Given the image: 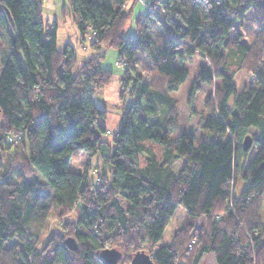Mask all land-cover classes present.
<instances>
[{
    "label": "trees",
    "instance_id": "trees-1",
    "mask_svg": "<svg viewBox=\"0 0 264 264\" xmlns=\"http://www.w3.org/2000/svg\"><path fill=\"white\" fill-rule=\"evenodd\" d=\"M128 1L68 0L65 7L81 36L92 34L94 49H117L124 65L129 92H121L125 106L111 143L95 98L113 75L102 55L74 72V46L58 48L44 0H0V136L6 155L16 157L0 168V264H103L105 248L119 249L121 264L139 250L155 264H199L210 252L216 264H264V0H152L133 36L124 34ZM248 11L252 43L237 28ZM195 53L208 61L198 77L215 89L205 100L203 133L175 139L179 109L171 93L189 74L178 62ZM234 67L255 85L238 90ZM199 87L189 91L191 111ZM248 135L257 147L252 158L243 147ZM15 142L22 158L11 151ZM82 151L99 153L109 170H96L95 181L88 167L72 170ZM53 209L78 212L64 231L76 250L60 237L38 249ZM127 235L134 236L132 256L115 244Z\"/></svg>",
    "mask_w": 264,
    "mask_h": 264
},
{
    "label": "rangeland",
    "instance_id": "rangeland-1",
    "mask_svg": "<svg viewBox=\"0 0 264 264\" xmlns=\"http://www.w3.org/2000/svg\"><path fill=\"white\" fill-rule=\"evenodd\" d=\"M152 0H129L127 4V9H130V16L124 27V34L127 36L135 35L136 27L135 20L139 14L147 13L148 9H154V6L150 4ZM68 0H44L43 6V16L45 21L52 25L53 23L57 24V46L58 48H63L65 43L70 42L76 51L77 61L75 63L74 72H77L81 65L88 59L93 57H99L101 63L104 67L113 72L112 78L109 83L104 84L99 87L95 92V98L100 108L106 110V117L101 119L106 127L107 131L103 134V137L113 143V139L117 133V130L121 121V110L125 106V102L121 99V92L127 94L129 91L126 88H123L122 78L124 76V65L118 60L117 49L113 47H108L107 44H102L101 48L98 50L94 49L91 45L93 41L92 34H87L86 37L81 36L79 33L74 17L72 14L65 10V7L68 6ZM252 12L248 11L242 17L240 21L237 22V28L242 33L243 38L246 43H252L256 38V28L252 23ZM149 24L151 26L153 34L160 32L161 26L155 21V19L150 20ZM208 63V61L203 58L200 54L195 53L192 58L189 60H183L178 62L179 65H183L188 68L189 74L186 81L180 86V88L171 93L172 97L177 102L179 109V125L177 129L171 133L172 138H178L183 132H192L198 138L202 133L203 129L201 124L203 122V117L207 113L205 108V100L207 95L212 92L214 89L212 86L208 85L205 82H202L198 77V71L201 64ZM136 69L138 72H141V66L139 63H136ZM264 67V62H263ZM236 69V67H234ZM237 70V69H236ZM235 81L237 84L238 90L244 86L255 85V80L252 75H250L245 70H237L235 75ZM198 84L200 87L195 93L193 108L191 111V106L188 103L189 91L195 85ZM3 125V118L0 115V126ZM254 132V130H252ZM12 143V140L9 141ZM0 144V168L5 167L6 165L12 164L16 157L7 156L6 145ZM11 151L16 152L15 155L17 158H22L23 149L21 150L19 145L15 142L10 145ZM248 158H252L256 151L257 147L253 146L250 149L246 150ZM88 167V168H87ZM70 168L75 171L83 172L88 170V178L90 181H95L97 176V171L102 172L104 169L109 170V168L104 165L103 159L99 153L89 154L88 152H80L78 156H75L70 163ZM97 170V171H96ZM238 179V178H237ZM236 179V180H237ZM243 180L241 177L238 179L235 187V191H239L242 186ZM121 204L125 205L121 200ZM59 210L53 209L50 213L45 228H43L42 235L40 238V243L38 249H42L48 240L51 237H60L67 238L68 235L64 233L65 227L67 225L73 226L78 218L77 211L67 212L63 215L59 214ZM204 222V219L199 221V224ZM65 235V236H64ZM120 235V234H117ZM66 240V239H65ZM18 238L15 237L10 239L6 243V247H11L17 243ZM116 246L124 250L126 255L132 256L133 253L130 251L134 246V236L129 235L122 236V238H117L115 241ZM129 244L133 245L128 246ZM73 250V249H72ZM199 264H216L215 254L205 253Z\"/></svg>",
    "mask_w": 264,
    "mask_h": 264
},
{
    "label": "water",
    "instance_id": "water-1",
    "mask_svg": "<svg viewBox=\"0 0 264 264\" xmlns=\"http://www.w3.org/2000/svg\"><path fill=\"white\" fill-rule=\"evenodd\" d=\"M0 144H1V136H0ZM253 144V138L251 135L245 137L243 141V147L245 150L250 149ZM66 245L73 250L77 249L76 240L68 236L65 240ZM122 257V252L117 248H105L101 250L98 254L99 260L103 264H121L119 262L120 258ZM125 264H155L151 255L146 253L144 250L137 251L131 260Z\"/></svg>",
    "mask_w": 264,
    "mask_h": 264
}]
</instances>
